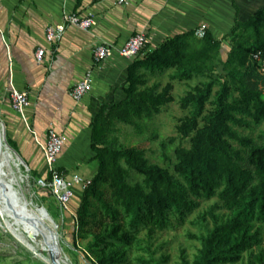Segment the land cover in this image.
I'll list each match as a JSON object with an SVG mask.
<instances>
[{
  "label": "trees",
  "instance_id": "obj_1",
  "mask_svg": "<svg viewBox=\"0 0 264 264\" xmlns=\"http://www.w3.org/2000/svg\"><path fill=\"white\" fill-rule=\"evenodd\" d=\"M257 51L264 62V7L246 20L235 19L221 39L207 29L201 38L189 30L131 60L122 98L103 102L89 122L97 171L74 211L75 237L85 238L87 227L98 224L100 216L110 222L85 248L83 256L90 264H120L117 250L105 254L108 245L129 246L143 230L151 237L170 226L171 217L183 223L198 206L192 197L216 196L229 211L226 218L214 214L216 205L207 212L211 226L204 225L197 237L200 248L193 264H236L261 243L264 129L255 137L238 131L264 123V71L251 58ZM219 59L223 76L218 80L214 74ZM167 72L169 82L162 86L156 79ZM194 80L180 98L187 115L176 126L189 145L175 147L172 171L151 163L145 150L118 144L124 126L143 136L161 109L173 102L172 81ZM149 138L156 139V133ZM8 143L22 155L12 136Z\"/></svg>",
  "mask_w": 264,
  "mask_h": 264
},
{
  "label": "crops",
  "instance_id": "obj_2",
  "mask_svg": "<svg viewBox=\"0 0 264 264\" xmlns=\"http://www.w3.org/2000/svg\"><path fill=\"white\" fill-rule=\"evenodd\" d=\"M261 7L264 0H128L125 5L113 0H1L0 113L12 110L6 102L8 49L13 82L29 95L26 116L30 128L41 139L49 127L62 133L66 144L57 159L58 169L66 178L79 174L91 180L97 163L90 150V119L103 102L122 98L121 88L132 60L117 54L105 60L94 69L90 93L75 103L68 93L92 66L94 46L108 43L119 48L130 36L144 32L149 40L146 50H151L169 37L201 26L221 39L235 19L246 20ZM74 13L82 17L92 13L96 25L88 30L68 25L58 42L49 43L46 26ZM38 48L44 50L40 63L34 57ZM15 116L18 122H9L13 139L28 156L35 151L41 154L30 131ZM41 160L35 167L44 171Z\"/></svg>",
  "mask_w": 264,
  "mask_h": 264
},
{
  "label": "rangeland",
  "instance_id": "obj_3",
  "mask_svg": "<svg viewBox=\"0 0 264 264\" xmlns=\"http://www.w3.org/2000/svg\"><path fill=\"white\" fill-rule=\"evenodd\" d=\"M221 60L216 62L217 71L214 77L217 79L223 76ZM168 73L156 79L162 86L169 82ZM154 80L151 79L149 84H152ZM196 83V80L188 83L172 81L173 102L161 109L143 136H136L131 127L124 126L119 134L118 144L143 149L151 163L168 167L172 171L175 147L179 145L187 147L189 145L188 138H182L176 129L179 120L187 115V110L180 107L179 101L190 86ZM217 88L218 84L214 86V90ZM6 102L10 105L9 101ZM207 108H210L209 104ZM16 117L12 110L4 114L0 113V124L4 128L5 142L13 150L10 157L1 155L3 161L0 164V177L4 178L3 180L9 185L12 197L19 199L20 203L27 201L34 206L44 207L47 210L55 223L54 231L58 248H60L57 251L64 264H90L83 256L85 248L89 243H93L95 236L100 235L103 229L109 226V220L100 216L98 224H93L89 226L90 228L87 227L88 232L85 238L75 237L76 230L74 227L76 223H73V218L65 212H61L53 196L36 184L37 178L45 175L44 171L38 169V166L35 167L36 162L38 165L42 164L40 152L35 151L33 156H28L23 150L22 155H20L8 143L12 128L9 122L12 123V120L18 122ZM261 129H264V123L253 130L238 128V131L242 135L255 137ZM152 132L156 133L154 140L149 138ZM162 143L165 144L164 149L161 146ZM16 154L21 158L23 164L18 163ZM81 199L82 193L76 192L69 205L73 212L80 205ZM192 199L198 203V206L187 215L183 223L179 224L176 217H171V225L162 230H155L151 237H148L146 230H143L137 235L136 242L126 247L108 245L105 254L117 250L116 257L122 260L120 264H157V262H162V264H193L200 248L197 237L204 232V225L211 226V218L207 212L216 205L217 209L214 214L226 218L229 211L222 206L216 196L209 199L202 197H192ZM6 201V198H3V202ZM6 212L8 218L0 209V264H50L42 250L30 246L29 241L32 240L35 232L25 224H20V227L17 228L11 221L15 218L13 217L15 213L10 209ZM236 264H264V230H262L261 243L245 251L241 260Z\"/></svg>",
  "mask_w": 264,
  "mask_h": 264
},
{
  "label": "built area",
  "instance_id": "obj_4",
  "mask_svg": "<svg viewBox=\"0 0 264 264\" xmlns=\"http://www.w3.org/2000/svg\"><path fill=\"white\" fill-rule=\"evenodd\" d=\"M116 4L125 5L128 0H113ZM1 8V0H0ZM73 25L82 30H88L96 25V20L92 13L86 16H79L78 14H69L62 17L61 21L54 25H48L45 28V38L49 43L58 42L66 29V26ZM197 37L201 38L205 34V27L201 26L195 30ZM149 43L148 37L144 32H138L130 36L125 44L119 48L114 47L108 43H98L92 50V66L88 68L83 77L75 83L69 90V97L75 102H80L86 95L90 93L93 87V72L95 68H100L102 63L117 54L126 59H133L142 56ZM44 55V50L38 48L35 52V60L40 63ZM8 58V83L7 94L9 97L11 109L19 116L25 127L33 136L34 142L42 153L44 163V174L37 178V186L48 190L55 201L57 202L61 212H65L73 218L75 224V214L69 207L71 201L74 199L76 192L84 191L90 184V179H85L79 174H72L70 178H66L57 167L58 156L64 149L66 144L65 136L58 132L54 127H49L46 131L44 139L30 128L26 116V109L30 105L29 95L25 89H19L15 86L12 79V62L7 49ZM252 60L258 61L262 64V71H264V62L260 51L254 52L251 55ZM75 230L77 226L75 225Z\"/></svg>",
  "mask_w": 264,
  "mask_h": 264
},
{
  "label": "bare ground",
  "instance_id": "obj_5",
  "mask_svg": "<svg viewBox=\"0 0 264 264\" xmlns=\"http://www.w3.org/2000/svg\"><path fill=\"white\" fill-rule=\"evenodd\" d=\"M3 130V126L0 125V164L3 161L1 155L10 157V153L13 154V150L5 142ZM3 179L0 177V209L2 213L7 217L8 213L6 210L10 209V211L15 213L13 214L15 218L11 219V221L17 228L20 227V224H25L35 232L32 240L29 241L30 246L34 249L42 250L50 264H54L51 260V255L54 256L57 264H64L57 251L60 248H58L56 233L54 231L55 223L52 218L49 214L43 213L40 207L34 206L27 201L20 203L19 199L13 198L9 185ZM3 198H6L7 201L3 202Z\"/></svg>",
  "mask_w": 264,
  "mask_h": 264
},
{
  "label": "water",
  "instance_id": "obj_6",
  "mask_svg": "<svg viewBox=\"0 0 264 264\" xmlns=\"http://www.w3.org/2000/svg\"><path fill=\"white\" fill-rule=\"evenodd\" d=\"M0 125H2V124H0ZM2 126H3V125H2ZM3 131H4V130H3ZM4 139H5V138H4ZM15 153H16V152H15ZM16 155H17V154H16ZM16 159H17V161L20 160V162H18V163L23 164L21 158H20L18 155H17ZM40 210H41L43 213H45V214L48 215V212H47V210H46L44 207H40ZM51 260H52V262H53L54 264H57L56 259L54 258L53 255H51Z\"/></svg>",
  "mask_w": 264,
  "mask_h": 264
}]
</instances>
